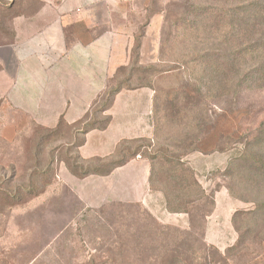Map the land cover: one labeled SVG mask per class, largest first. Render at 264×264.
Instances as JSON below:
<instances>
[{
	"label": "rangeland",
	"instance_id": "1",
	"mask_svg": "<svg viewBox=\"0 0 264 264\" xmlns=\"http://www.w3.org/2000/svg\"><path fill=\"white\" fill-rule=\"evenodd\" d=\"M209 1L213 2L120 0L118 9L126 19H117L130 38L126 40L125 55L113 68L107 83L115 87L118 82L129 81L137 87L124 90L127 96L120 100V105L130 101L126 98L129 95L136 100L151 94L156 97L150 116L152 128L153 122L155 126L152 134L136 138L141 139L136 142L130 139L120 142L114 160L130 158L138 147L136 159L141 157L147 162L148 157L164 149L180 156L194 170L206 195H214L215 205L207 219L205 238L197 241L199 235H188L189 216L171 214L160 203L150 206L118 201L98 209L87 207L64 185L60 174L66 167L61 160L70 155V146L84 138L77 133L83 124L63 127L61 138H46L43 126L3 100L0 264H175L174 260L177 264H251L248 260L255 257L256 261H264V243L259 242L249 245V255L241 261L227 259L228 249L238 239L233 215L237 210H252L254 204L233 198L228 191L233 183L226 176L238 151L229 142L238 141L264 121V85H254L238 94L230 90L222 95L219 86H210L207 78L204 81L207 86L201 88L202 97L195 92L196 79L203 74L212 76L213 69L204 71V66L186 64L188 55L194 46L212 48L218 41L213 24L196 20L188 7ZM12 3V16L34 6L31 0H0V29L5 30L0 35V44L11 41L6 8ZM101 10H107L105 5ZM158 17L162 21L160 30L148 28ZM199 36L203 41L206 39L205 45ZM137 42L142 47L135 54ZM254 62L255 67L260 64L256 59ZM120 68L123 69L118 72ZM97 120L101 123L107 116L99 115ZM189 134V140L185 141ZM92 164L96 166L98 161ZM153 164L155 191L168 190L167 174L172 167L162 156ZM47 183L50 185L45 187ZM29 187L34 191L45 190L31 198ZM196 199L197 196L184 198L183 206H189L190 200L196 201L195 205L201 204Z\"/></svg>",
	"mask_w": 264,
	"mask_h": 264
},
{
	"label": "crops",
	"instance_id": "2",
	"mask_svg": "<svg viewBox=\"0 0 264 264\" xmlns=\"http://www.w3.org/2000/svg\"><path fill=\"white\" fill-rule=\"evenodd\" d=\"M31 1L34 6L11 21V41L0 44V102L46 128H55L61 118L74 124L106 89L125 55L130 35L117 19L125 14L118 9L120 0ZM161 24L158 17L148 28L159 31ZM126 94L119 93L108 111V128L86 135L80 148L84 159L109 157L123 140L152 134L154 95L141 100L129 95L130 101L120 105ZM150 170L149 162L139 157L104 177L78 179L66 167L60 174L64 185L89 208L118 201L162 206L161 195L150 190Z\"/></svg>",
	"mask_w": 264,
	"mask_h": 264
},
{
	"label": "trees",
	"instance_id": "3",
	"mask_svg": "<svg viewBox=\"0 0 264 264\" xmlns=\"http://www.w3.org/2000/svg\"><path fill=\"white\" fill-rule=\"evenodd\" d=\"M13 7L14 3L6 8L10 23L20 15H11ZM188 8L190 10L189 14L194 16L196 20L213 24L218 41L212 48L200 49L198 46H194V49L188 55L190 59L186 64L196 63V67L197 65L204 66V71L213 69L212 76L209 77L203 74L196 79L198 85H195V92L202 97L201 88L207 78L210 86H219L222 95L227 94L230 90L238 94L240 91L254 85H264V0H213L212 3L209 1L208 4H192ZM2 31L5 32L3 28L0 29V35L5 34ZM206 32L207 28L204 29V33ZM4 36H7V34ZM198 38L202 40L204 45L207 43L206 39L203 41L202 37L199 36ZM141 47L142 44L137 42L135 49H133L134 53L138 54ZM254 59L260 62L256 67L252 65L257 64ZM192 68L194 67L192 66ZM121 69L123 68L118 69V72ZM140 87L151 86L140 85ZM136 88L129 84V81L118 82L115 87L110 82L106 89L95 99L82 120L69 124L61 118L55 128L41 126L47 132L46 138L52 136L61 138L63 127H74L76 124H83V128L78 130L77 133L83 134L84 138L72 144L68 150L70 155L61 160L74 177L85 179L90 176H108L116 168L125 166L139 155L140 147L130 158L123 157L120 160H114L119 146L124 141L110 157L84 159L80 154V148L85 144L86 135L89 132L94 130L104 131L108 128L111 122L108 111L114 105L116 96L124 90H134ZM155 99L154 95L153 113ZM99 115L107 116V120L100 123L97 120ZM153 128H155L154 122ZM189 137L190 134L188 137L186 136L185 141H188ZM139 140L141 139L131 141L136 142ZM230 143L233 147L237 146L238 151L226 170V176L234 184L228 186V191L233 198L254 204L252 210H237L232 218V224L238 233V239L228 249L227 259L230 261L239 259L241 261L249 255L250 244L264 243V121L254 131L242 136L238 141H230ZM169 153L171 152L168 149H164L148 157L151 168L150 190L161 195L163 207L169 213L187 214L190 224L187 234H197L199 235L197 241L202 240L206 235L207 219L215 205L214 195L207 196L196 179L194 170L187 167L180 156ZM161 156L172 168L168 170L169 173L167 174V180L170 184L168 190H161L162 192L157 193L153 187V182H155L153 162ZM93 161H98V165L93 166ZM49 185L50 183H47L45 187ZM29 188L31 189L27 191L32 195L31 198L33 196L38 197L45 190L44 188L42 191H34L32 187ZM194 196H197V202L202 201L201 204L195 205L196 201L190 200L189 206H183L182 200L184 198H193ZM250 196H253L251 197L253 199ZM174 263L177 264V260H174ZM248 263L264 264V261H256L255 257L250 261L248 260Z\"/></svg>",
	"mask_w": 264,
	"mask_h": 264
}]
</instances>
